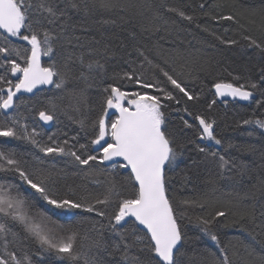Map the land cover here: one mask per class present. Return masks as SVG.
I'll list each match as a JSON object with an SVG mask.
<instances>
[{
    "label": "trees",
    "instance_id": "16d2710c",
    "mask_svg": "<svg viewBox=\"0 0 264 264\" xmlns=\"http://www.w3.org/2000/svg\"><path fill=\"white\" fill-rule=\"evenodd\" d=\"M85 2L97 7L88 14L69 11L71 19L66 26V35L73 39L70 45L65 42L58 49L57 59L61 63L68 53L74 54L70 65L73 71L66 87L57 90L52 86L31 96L21 95L16 99L19 107L8 115L18 113L29 131L36 128L42 142H47L52 136L60 142L68 140L71 145H75L73 150H77L79 145H87V154H95L92 151L94 146L89 144L90 135L86 134L79 122L85 121L90 125L99 114L101 90L104 87L116 83L123 91L157 94L154 89H142L135 83L125 81L121 84L113 80L115 73L122 74L132 67L139 69L142 58L137 56L136 49L143 51L155 64L170 72L174 69L175 73H181L178 79L199 99L188 101L178 90H174L180 103L177 105L176 101H164L168 107L163 110L169 129L176 131L177 143L185 145L184 156L168 173L171 178L170 198L174 200L177 212L183 214L178 222L187 237L181 249L187 254L183 258L185 264H207L212 254L217 253L216 245L188 219L214 216L216 211L227 213L225 217L218 218L214 230L221 244L228 248L229 255L236 253L233 257L236 264H243L244 261L260 264V258L264 256V129L242 122L264 119V103L257 104V101H264V84L255 90L253 98L245 104L230 101L218 103L212 87L217 82L232 83L237 87L259 82L260 70L264 68V55L258 49L249 48V41L244 38L251 37L258 43H264V0H110L115 5L110 10L98 7L101 0ZM200 4L206 6L201 9ZM216 4L221 7H212ZM164 6L182 9L192 15L194 20H183L175 13L166 12ZM227 15H233L236 19L212 18ZM101 19L114 20L115 24H102ZM53 27L58 30L59 25ZM75 37L80 39L77 41ZM226 41L236 43L228 44ZM89 49L94 51L89 54ZM80 54L84 55L85 62L99 60L104 65L103 72L97 70L92 74L94 78L88 81L79 79L81 66L75 56ZM48 62L47 57H42L44 66ZM146 69L145 77L151 82L153 69L148 66ZM0 74H3V69H0ZM10 74L8 79H11ZM156 74L159 76L158 72ZM0 87L6 88L5 85ZM169 90H172L171 86ZM73 92L81 93L83 97L79 111L72 106ZM213 101L215 104L210 109L208 106ZM53 104L56 106V119L46 129L38 121V112L45 108L51 109ZM185 107L192 112V116L182 111ZM113 113L107 118L109 123ZM196 114L215 120V134L221 144L217 145L215 141L208 143L199 138L198 123L194 120ZM4 116L0 110V121ZM181 117L193 127L185 128ZM87 132L90 133V129ZM73 137L76 139L73 140ZM0 145L14 148L29 167L52 170L54 165L55 170H60V185L73 189L78 197H87L89 200L102 198L112 184H121L128 175L126 169L110 171L111 165L107 163L96 164L89 169L76 164L71 157L43 158V154L26 141L0 138ZM198 148H204L205 152L198 151ZM212 153H216L215 159ZM34 155L41 156L42 163L34 161ZM220 156L229 161L223 170L218 166ZM3 180L20 183L18 177L0 173V181ZM20 192L35 205L32 212H43L58 225L75 227L80 233L77 249L96 255L97 264H125L119 252H112L111 244L115 237L107 229L100 228L99 218L94 214L79 210L75 215L53 212L26 187L21 185ZM184 200L194 203L185 205L181 203ZM201 204L203 208L199 206ZM8 226L18 234L17 240L22 241L10 244L8 251H15L21 260L28 257L31 264H72L47 253L42 259L37 257L38 245L23 239L25 233L21 226L11 222ZM129 227L125 225V228ZM100 236L109 244L112 254L89 251L92 240ZM8 239L11 241L13 238L9 235ZM3 252V238L0 237V254ZM129 255L149 258L148 253L136 249L131 250ZM24 264H28V261H24ZM79 264H84L83 259ZM127 264H131V261Z\"/></svg>",
    "mask_w": 264,
    "mask_h": 264
},
{
    "label": "snow or ice",
    "instance_id": "6c2138e0",
    "mask_svg": "<svg viewBox=\"0 0 264 264\" xmlns=\"http://www.w3.org/2000/svg\"><path fill=\"white\" fill-rule=\"evenodd\" d=\"M63 4V6H61ZM206 5L200 4L203 9ZM97 5L89 6L85 0H0V110L5 113L17 109L19 105L15 97L21 91L32 93L40 85H52L57 90L66 87L72 74L70 66L74 59L73 53H68L61 63L58 59V49L63 44H71L72 37L66 35V26L71 19L69 11L90 13ZM99 8L110 10L115 5L110 0H101ZM219 8L221 5H213ZM166 12L175 13L181 19L192 22L194 17L186 14L179 8L164 6ZM209 15V13H205ZM218 20H235V16H216ZM102 24H115L114 20L101 19ZM59 25L58 30L53 25ZM199 26V25H198ZM73 27H75L73 25ZM207 30V29H206ZM214 35V33H213ZM12 38L22 42L13 43ZM219 39V37H217ZM78 41L80 38L75 37ZM248 47L255 48L264 55V43H258L251 37ZM97 43H99L97 41ZM235 44L236 41H226ZM94 50L89 49V54ZM140 59L139 69L132 67L122 74H113V80L123 84L135 83L142 89L156 91V95H149L147 91H123L116 83L108 84L102 91L99 114L86 124L80 121L82 129L90 135L89 144L95 146V154H87V145H71L68 140L60 142L49 136L47 142H42L40 134L33 127L22 123L18 113L5 115L0 121V138H12L26 141L34 146L43 158L71 157L76 164L93 168L96 164H110V171L119 169L128 170L127 177L119 185L112 184L102 198L89 200L87 197L77 196L71 188L62 187L59 183L60 170H45L43 167H29L22 160L21 154L14 148L0 145V173L19 178V184L8 180L0 181V237L3 238L4 252L0 254V264H24L15 251H8L10 244L22 243L17 240V233L8 226L9 222L21 226L24 240H31L38 245L37 257L43 258L45 253L54 255L58 260H68L72 264H97L96 255H89L77 249V239L80 233L75 227L58 225L51 217L43 212H32L35 205L21 192V185L26 187L39 201L44 203L53 212L75 215L76 211L94 214L99 218L100 228L115 237L112 241V252H119L121 261L127 264H185L182 246L186 241V233L178 222L183 218L175 207V202L169 195L170 177L178 161L184 156L185 145L177 143L175 130H170L163 109L168 107L164 101H180L174 94L178 90L188 101L198 100L199 96L192 95L178 79L181 73H175L155 64L140 49H136ZM42 57L48 58L47 66L42 64ZM79 61L81 71L79 79L88 81L97 70L103 72L104 65L99 60L85 62L83 54L75 56ZM146 66L153 69L151 82L145 77ZM159 73V76L156 73ZM259 82L250 85L234 86L232 83L217 82L213 85L217 96L230 95L248 100L254 96L256 89L264 84V68L260 70ZM16 77L15 83L8 79V74ZM190 75V73H188ZM160 77L163 79L161 80ZM171 86L172 90H169ZM251 90H248V89ZM6 91V95H5ZM264 95V90H262ZM81 93L71 94L72 106L79 111ZM25 103V102H21ZM264 101H257V104ZM212 104H209L211 109ZM114 110L110 123L108 116ZM56 106L45 108L38 112L39 120L47 124L54 121ZM180 111V109H177ZM188 116L192 112L185 107L182 110ZM185 128L193 125L181 117ZM194 120L198 122L197 129L201 140L215 141L217 145L221 140L216 138L215 120L201 114H196ZM245 125L255 124L264 129V119H247ZM90 129V133L87 130ZM73 140L76 137L72 138ZM191 143V141H189ZM198 151L205 152L204 148ZM216 158V153L211 154ZM33 160L42 163L41 156H33ZM229 161L223 156L219 157L218 166L224 169ZM187 205L194 201L184 200ZM201 208L203 204L199 205ZM226 211H216L214 216L189 217V223L212 241L217 253L212 254L207 264H236L233 259L236 253L229 255V250L221 244L215 232L218 218L225 217ZM106 221V223H105ZM125 225H130L125 228ZM12 236V240L8 236ZM88 238V237H85ZM148 253V259L139 256H130L131 250ZM109 252V244L102 236L92 240L89 251ZM109 254H112L109 252ZM102 264V262H101ZM243 264H250L244 261ZM264 264V256L260 258Z\"/></svg>",
    "mask_w": 264,
    "mask_h": 264
},
{
    "label": "water",
    "instance_id": "95a60500",
    "mask_svg": "<svg viewBox=\"0 0 264 264\" xmlns=\"http://www.w3.org/2000/svg\"><path fill=\"white\" fill-rule=\"evenodd\" d=\"M0 31H2V30H0ZM12 40H13V42H18V40H16V38H12ZM43 64V63H42ZM10 77H11V80L15 83V79H16V77H14V76H12V74H10ZM52 87V85H40V86H38V88L37 89H34L33 90V92L32 93H28V92H24V91H21L20 93H17V96L15 97V99H17L19 96H21V95H26V96H31V95H33V94H35L36 92H38V91H40V90H42V89H49V88H51ZM6 89V88H5ZM212 92H213V94H214V96H215V99H216V101L218 102V103H221V102H223V101H230V102H236V103H239V104H245V103H247L248 101H250L252 98H250V99H248V100H244V99H241L240 97H232V96H230V95H224V96H217L216 95V90H215V88L214 87H212ZM5 95H6V91H5ZM2 111V113L4 114V115H8V114H10L11 112H7V113H5V110H1ZM38 121H39V123H40V125L42 126V127H44V128H50L51 126H52V124H53V121H51V122H48L47 124H45L44 122H42V121H40L39 120V116H38ZM198 123V122H197ZM208 143L209 142H211V141H209V140H207V139H205ZM94 148H95V146H94Z\"/></svg>",
    "mask_w": 264,
    "mask_h": 264
},
{
    "label": "rangeland",
    "instance_id": "374dc122",
    "mask_svg": "<svg viewBox=\"0 0 264 264\" xmlns=\"http://www.w3.org/2000/svg\"><path fill=\"white\" fill-rule=\"evenodd\" d=\"M111 112H114V110H110V113H111Z\"/></svg>",
    "mask_w": 264,
    "mask_h": 264
}]
</instances>
